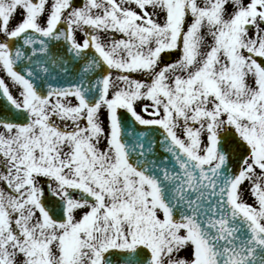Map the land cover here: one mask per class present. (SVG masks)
Instances as JSON below:
<instances>
[{"label":"snow or ice","instance_id":"snow-or-ice-1","mask_svg":"<svg viewBox=\"0 0 264 264\" xmlns=\"http://www.w3.org/2000/svg\"><path fill=\"white\" fill-rule=\"evenodd\" d=\"M0 73V264H264V0H0Z\"/></svg>","mask_w":264,"mask_h":264},{"label":"rangeland","instance_id":"rangeland-1","mask_svg":"<svg viewBox=\"0 0 264 264\" xmlns=\"http://www.w3.org/2000/svg\"><path fill=\"white\" fill-rule=\"evenodd\" d=\"M0 74H2V73H0ZM6 82L9 84L10 89H12V90L14 91L16 86L12 85V83H11L10 80H7ZM245 188H247V185H245ZM245 198H246L249 202L252 201V199H253V197L251 196V193H250V192H246V194H245Z\"/></svg>","mask_w":264,"mask_h":264}]
</instances>
